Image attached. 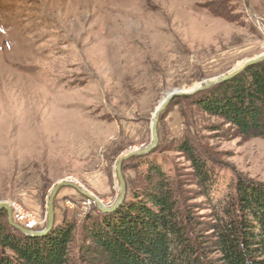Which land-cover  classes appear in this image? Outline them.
Segmentation results:
<instances>
[{"label": "rangeland", "instance_id": "obj_1", "mask_svg": "<svg viewBox=\"0 0 264 264\" xmlns=\"http://www.w3.org/2000/svg\"><path fill=\"white\" fill-rule=\"evenodd\" d=\"M263 55L264 0H0V203L16 225L44 230L51 191L63 181L111 206L119 159L153 145L156 110L181 94L160 115L157 145L123 162L127 196L117 210L103 213L62 187L47 234L21 233L5 208L0 225L42 239L70 224L72 264H82L83 225L117 213L154 163L178 190L181 212L208 231L239 180L264 187V139L241 137L198 103L243 72L207 84ZM185 145L209 167L210 187L200 185Z\"/></svg>", "mask_w": 264, "mask_h": 264}, {"label": "trees", "instance_id": "obj_2", "mask_svg": "<svg viewBox=\"0 0 264 264\" xmlns=\"http://www.w3.org/2000/svg\"><path fill=\"white\" fill-rule=\"evenodd\" d=\"M217 90L198 104L230 123L241 137L264 139V62ZM183 151L200 185L210 187L209 167L186 145ZM144 186L102 224L83 225L82 264H264V187L239 180L221 215L205 231L181 212L179 192L161 167L148 165ZM74 230L65 223L54 235L19 239L17 232L0 225V253L14 254L1 257L0 264H72Z\"/></svg>", "mask_w": 264, "mask_h": 264}, {"label": "water", "instance_id": "obj_3", "mask_svg": "<svg viewBox=\"0 0 264 264\" xmlns=\"http://www.w3.org/2000/svg\"><path fill=\"white\" fill-rule=\"evenodd\" d=\"M264 62V55L258 58H255L253 60L247 61L242 67L236 69L235 71H233L232 73L223 76L221 78H219L218 80L207 84L204 89L230 80L233 77L241 74L242 72H244L248 67L256 65L258 63ZM181 94L177 93V92H173L170 93L166 100L163 102V104H161V106L159 107V109L156 110L155 112V116H154V120H153V127H152V134H153V145L147 150V151H141V152H132L130 154H128L127 156H123L119 159L117 166H116V170H117V175H118V179L120 182V194L117 197L116 201L109 207L103 205L99 200L93 198L92 196H90L86 191H84L80 186L72 183V182H59L58 184H56L52 191H51V195L49 197V202H48V209H47V225L46 228L42 231H37V230H28L25 229L21 226L16 225L13 222L12 219V210L11 207L9 206L8 203H0V210L1 209H6L8 212V222L9 224L14 227L15 229H17L18 231H20L21 233L25 234L26 236H33V237H37V236H41V235H45L47 234L54 226L55 223V198L59 192V190L62 187H71L75 190H77L80 194L84 195L86 198L90 199L91 201L95 202L96 207L103 213H110V212H114L115 210H117L119 208V206L125 201V198L127 196V187H126V182L124 180L123 174H122V164L124 161L136 156V155H142L145 154L149 151H151L158 143V131H157V126H158V121L160 118L161 113L167 108V106L169 105V103L174 99V97L179 96Z\"/></svg>", "mask_w": 264, "mask_h": 264}, {"label": "built area", "instance_id": "obj_4", "mask_svg": "<svg viewBox=\"0 0 264 264\" xmlns=\"http://www.w3.org/2000/svg\"><path fill=\"white\" fill-rule=\"evenodd\" d=\"M20 219L21 220H26V226L29 228V229H32L35 227V222H34V219L32 217V215L30 214H25V213H20Z\"/></svg>", "mask_w": 264, "mask_h": 264}, {"label": "bare ground", "instance_id": "obj_5", "mask_svg": "<svg viewBox=\"0 0 264 264\" xmlns=\"http://www.w3.org/2000/svg\"><path fill=\"white\" fill-rule=\"evenodd\" d=\"M165 100H166V99H165ZM165 100H164V101H165ZM164 101H163V102H164ZM163 102H162L161 104H163ZM160 106H161V105H160ZM158 109H159V108H158Z\"/></svg>", "mask_w": 264, "mask_h": 264}]
</instances>
